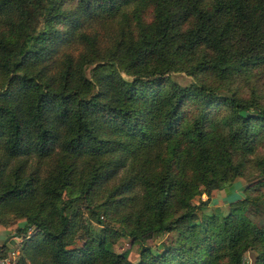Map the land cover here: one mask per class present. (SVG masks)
<instances>
[{
    "label": "trees",
    "instance_id": "trees-1",
    "mask_svg": "<svg viewBox=\"0 0 264 264\" xmlns=\"http://www.w3.org/2000/svg\"><path fill=\"white\" fill-rule=\"evenodd\" d=\"M103 21L101 50L80 27ZM59 42L81 50L51 60ZM261 90L264 0H0V216H24L22 264H132L105 228L71 247L79 198L134 241L170 234L137 264H264ZM238 178L260 192L200 214Z\"/></svg>",
    "mask_w": 264,
    "mask_h": 264
},
{
    "label": "rangeland",
    "instance_id": "rangeland-1",
    "mask_svg": "<svg viewBox=\"0 0 264 264\" xmlns=\"http://www.w3.org/2000/svg\"><path fill=\"white\" fill-rule=\"evenodd\" d=\"M111 29L112 27L110 21L97 23L92 22L91 24L89 22V25L84 24L80 27V30L86 33L97 34L101 50H104L107 47L106 45H108V42L111 38ZM67 45L68 43L59 42L57 50L52 53L50 59L56 60L62 55L63 52H67L69 50L73 52V54L81 50V46ZM173 79L180 84H186L190 81V78L182 73L174 74ZM249 80L237 81L233 86L234 88H237V91L242 90L246 93L250 88V83L246 82ZM261 92L264 93V90H261ZM258 145L259 148L254 152L252 158H255L253 172L260 173V171L264 170V139ZM27 165V168L34 166V162L28 161ZM40 169H44V166L40 165ZM39 172L40 174H43L44 170H39ZM115 179L116 178L111 179V183ZM134 192H138V190L136 189L134 190ZM258 192H260V190L258 189L257 185H255L254 187H250V189L246 191L245 185L238 178L231 184H227L221 188H211L204 190L202 194L194 197L192 199V202L194 204H200L201 201L206 202V205L201 208V211H199L200 214L217 212L220 217H223L229 214L233 207L245 201L247 202L246 194L257 195ZM63 196L64 199L68 198L66 192H64ZM85 204L86 202L84 198H79L72 202V205L77 207V217L75 219V224L79 225V229L74 238L75 242L72 243L71 247L80 246L83 244L84 232L87 231L90 235L96 238L100 236V234L103 232V229L105 228L107 231H110L111 234L112 241L110 240V249L115 252H123L125 250H128V259L132 262V264H137L140 258L139 252L143 247L146 246L151 252H155L160 242L166 241L168 237H170V234L151 235L150 237H146L142 242L134 241L131 237H128L123 230H121V226L118 222L108 219L103 211H101L99 208H95L94 210L101 220V223H99L95 218V213L91 212L90 209H86ZM24 220V216H20L18 214H13L10 212L5 213L4 216H0V227L7 228L9 233L17 236L20 240H18V243L14 248L18 249L20 253L18 264H22V262H24V257L22 256L19 247L24 238L28 237V234L17 235V228L23 226ZM256 257L257 253L255 251H245L242 256V264H255Z\"/></svg>",
    "mask_w": 264,
    "mask_h": 264
},
{
    "label": "crops",
    "instance_id": "crops-1",
    "mask_svg": "<svg viewBox=\"0 0 264 264\" xmlns=\"http://www.w3.org/2000/svg\"><path fill=\"white\" fill-rule=\"evenodd\" d=\"M18 240L19 238L9 233L7 228L0 227V253H6L13 250L18 243Z\"/></svg>",
    "mask_w": 264,
    "mask_h": 264
},
{
    "label": "built area",
    "instance_id": "built-area-1",
    "mask_svg": "<svg viewBox=\"0 0 264 264\" xmlns=\"http://www.w3.org/2000/svg\"><path fill=\"white\" fill-rule=\"evenodd\" d=\"M18 249H13L6 253H0V264H18Z\"/></svg>",
    "mask_w": 264,
    "mask_h": 264
}]
</instances>
